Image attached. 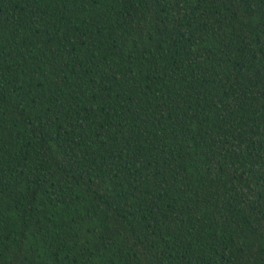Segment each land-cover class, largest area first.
<instances>
[{
  "label": "trees",
  "instance_id": "1",
  "mask_svg": "<svg viewBox=\"0 0 264 264\" xmlns=\"http://www.w3.org/2000/svg\"><path fill=\"white\" fill-rule=\"evenodd\" d=\"M0 264H264V0H0Z\"/></svg>",
  "mask_w": 264,
  "mask_h": 264
}]
</instances>
